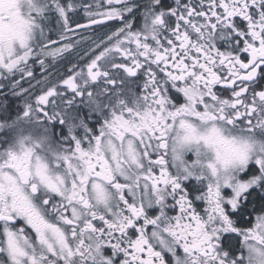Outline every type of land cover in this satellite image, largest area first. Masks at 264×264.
Returning a JSON list of instances; mask_svg holds the SVG:
<instances>
[{
    "label": "snow or ice",
    "instance_id": "1",
    "mask_svg": "<svg viewBox=\"0 0 264 264\" xmlns=\"http://www.w3.org/2000/svg\"><path fill=\"white\" fill-rule=\"evenodd\" d=\"M3 88L0 264H264V0H0Z\"/></svg>",
    "mask_w": 264,
    "mask_h": 264
},
{
    "label": "flooded vegetation",
    "instance_id": "2",
    "mask_svg": "<svg viewBox=\"0 0 264 264\" xmlns=\"http://www.w3.org/2000/svg\"><path fill=\"white\" fill-rule=\"evenodd\" d=\"M89 2H92V0H89ZM80 16L81 17L83 16L82 12L80 13ZM137 23H139V19H137ZM48 29H49L48 34L51 35L53 38H56L57 25H56V19H55L54 15L50 16V19L48 21ZM67 66H68L67 62H64L60 66H58V68L56 70L58 72H64V71H66ZM33 67H34L36 79H40L42 76V73H41L39 65L36 64ZM32 84H35V80L32 81ZM24 86L28 87L29 85L27 83H25ZM7 91L8 90L6 88L0 89V92L7 93ZM36 91H39V88H37ZM4 102L10 103L13 110H15L17 107H20L23 105L22 99H17V98H14V97L9 95V96H7V98L5 100V96L0 95V103H4ZM0 135H3V134L0 133Z\"/></svg>",
    "mask_w": 264,
    "mask_h": 264
}]
</instances>
